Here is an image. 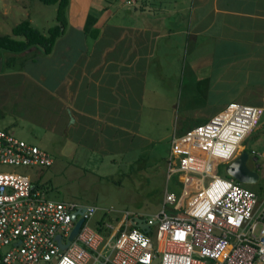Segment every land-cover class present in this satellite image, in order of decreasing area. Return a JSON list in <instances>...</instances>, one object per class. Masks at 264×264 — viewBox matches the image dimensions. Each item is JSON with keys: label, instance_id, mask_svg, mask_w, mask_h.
<instances>
[{"label": "crops", "instance_id": "0c3cea01", "mask_svg": "<svg viewBox=\"0 0 264 264\" xmlns=\"http://www.w3.org/2000/svg\"><path fill=\"white\" fill-rule=\"evenodd\" d=\"M62 31L46 54H3L0 105L26 109L69 160L151 146L144 114L163 113L165 82H193L192 123L232 102L264 108V0H70Z\"/></svg>", "mask_w": 264, "mask_h": 264}, {"label": "built area", "instance_id": "2783aa9c", "mask_svg": "<svg viewBox=\"0 0 264 264\" xmlns=\"http://www.w3.org/2000/svg\"><path fill=\"white\" fill-rule=\"evenodd\" d=\"M263 113L232 102L182 137L176 134L167 168L180 193L166 190L164 209L151 216L125 211L118 228L105 224L109 237L90 225L96 206L50 199L28 176L0 171V264H264V196L213 168L236 158ZM53 164L39 146L0 130V167ZM81 218L78 235L61 249L56 238L66 244Z\"/></svg>", "mask_w": 264, "mask_h": 264}, {"label": "rangeland", "instance_id": "374dc122", "mask_svg": "<svg viewBox=\"0 0 264 264\" xmlns=\"http://www.w3.org/2000/svg\"><path fill=\"white\" fill-rule=\"evenodd\" d=\"M5 3L8 4L7 10ZM56 14V5H45L40 0H7L6 2L0 0V35H13V28L26 19L34 20L32 23L35 27L45 33L56 24H54ZM202 82L207 80L202 78ZM185 84L188 87L182 90L177 87L176 81L163 83V113L152 109L144 114L143 132L153 140L151 146L146 143L136 152L131 150L113 153L104 155V158L95 155L83 158L82 163L78 159L65 158L62 154L63 144L59 143L61 139L50 136L41 127L36 126L26 109L20 108V113L15 114L0 105V130L9 131L21 140L38 145L50 154L54 161L50 167L3 166L0 167V171L28 176L45 188L50 199L96 206L98 211L90 222L93 228L105 215L114 221L108 223L118 228L119 221L116 218L122 217L125 211L147 216L157 214L164 209L166 190H173L176 193L181 191L176 184L178 178L169 177L167 168L176 132L184 122H192L193 118L187 117V114L196 113V110L202 107L197 105L199 96L196 90V95L187 93L193 82L186 78ZM152 95L149 102L154 107L153 103H156ZM222 97L224 100L228 98ZM245 149L252 150L248 164L253 170L258 171L260 181L242 186L255 193L261 192L263 197L264 113L244 141L241 152ZM227 165L226 162H214V173L221 178L232 180L233 178L226 173ZM209 179L206 176L204 182L208 183ZM170 208V206L165 208L168 213ZM101 252L106 254L104 248Z\"/></svg>", "mask_w": 264, "mask_h": 264}, {"label": "trees", "instance_id": "16d2710c", "mask_svg": "<svg viewBox=\"0 0 264 264\" xmlns=\"http://www.w3.org/2000/svg\"><path fill=\"white\" fill-rule=\"evenodd\" d=\"M45 5H56L57 6V15H56V24L48 29L47 32H42L36 28L30 20H23L17 26L13 28V35H0V60L3 58L4 53L9 55H14L15 57L8 58L9 60L5 65L15 64L17 62H23L24 59L17 60L16 57H20L26 51L31 48H36L39 51L44 50V53H48L54 47L57 39L62 35V28L66 25V14L70 5V0H40ZM203 124V122H184L177 130L176 134L178 137H182L190 129ZM183 126V127H182ZM244 151L252 152L250 149H245ZM178 182V181H177ZM176 182V183H177ZM38 186L39 183H37ZM43 188L42 186H40ZM45 189V188H43ZM258 196L262 197V193H257ZM117 221L120 220L119 217L116 218ZM108 222H114L110 220V217H105L101 220H98L95 223V229L101 232L104 236L109 237L112 233V230L106 228Z\"/></svg>", "mask_w": 264, "mask_h": 264}, {"label": "water", "instance_id": "95a60500", "mask_svg": "<svg viewBox=\"0 0 264 264\" xmlns=\"http://www.w3.org/2000/svg\"><path fill=\"white\" fill-rule=\"evenodd\" d=\"M2 66V61L0 60V68ZM249 159H250V153L248 151H240L239 154L236 156L234 160L228 163L226 166V173L232 177L236 182L240 184H256L260 181V174L258 171L253 170L249 166ZM86 208H83L81 210H78L76 213L73 214V219L77 217L79 214H83L85 212ZM137 222V226L142 228L144 231L149 232L150 227H148L143 220L138 219L135 220ZM84 223V218H81L77 221L70 237L69 241L64 244L62 242V236L59 235L56 239L58 241L59 246L61 249L66 250L76 236L78 235L82 225Z\"/></svg>", "mask_w": 264, "mask_h": 264}]
</instances>
